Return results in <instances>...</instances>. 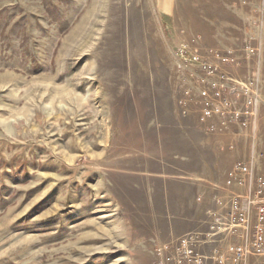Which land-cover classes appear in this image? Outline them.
Returning <instances> with one entry per match:
<instances>
[{"label":"rangeland","instance_id":"rangeland-1","mask_svg":"<svg viewBox=\"0 0 264 264\" xmlns=\"http://www.w3.org/2000/svg\"><path fill=\"white\" fill-rule=\"evenodd\" d=\"M237 163L264 175V0H0V264H264L232 260Z\"/></svg>","mask_w":264,"mask_h":264},{"label":"built area","instance_id":"built-area-1","mask_svg":"<svg viewBox=\"0 0 264 264\" xmlns=\"http://www.w3.org/2000/svg\"><path fill=\"white\" fill-rule=\"evenodd\" d=\"M229 176L230 178L227 182L228 185H231L233 182L232 180L236 179V177H239L240 179L241 177L244 178L249 176L251 181L256 178L253 174L252 169L245 166L243 163H237L234 166L232 172L229 174ZM239 182L241 183L242 179H240ZM256 186H257L256 189L257 191L255 192L254 198L255 199L256 197L258 198V202H257L258 205L256 208L257 224L254 228V234L250 239V241L243 244L242 246L231 249V252L233 254L232 260L236 263H238V261L245 260V258L249 254L264 256V175L258 176L256 178ZM250 197L252 196L250 195ZM253 203L254 204L256 203L254 199L248 201L245 206H242L240 202L238 204V201L232 203L231 215H230L231 224L229 228L231 232L240 226H245V227L247 226L248 217L251 213V205ZM183 243L186 244L187 240H184Z\"/></svg>","mask_w":264,"mask_h":264},{"label":"crops","instance_id":"crops-1","mask_svg":"<svg viewBox=\"0 0 264 264\" xmlns=\"http://www.w3.org/2000/svg\"><path fill=\"white\" fill-rule=\"evenodd\" d=\"M238 139H235V137L227 139V143H233V142H238Z\"/></svg>","mask_w":264,"mask_h":264}]
</instances>
